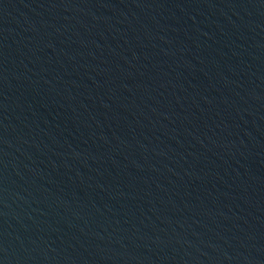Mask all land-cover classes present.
Here are the masks:
<instances>
[{"label": "water", "instance_id": "obj_1", "mask_svg": "<svg viewBox=\"0 0 264 264\" xmlns=\"http://www.w3.org/2000/svg\"><path fill=\"white\" fill-rule=\"evenodd\" d=\"M0 264H264V0H0Z\"/></svg>", "mask_w": 264, "mask_h": 264}]
</instances>
